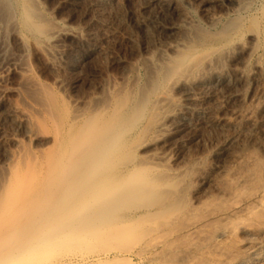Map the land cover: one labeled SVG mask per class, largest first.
Wrapping results in <instances>:
<instances>
[{
  "label": "bare ground",
  "instance_id": "bare-ground-1",
  "mask_svg": "<svg viewBox=\"0 0 264 264\" xmlns=\"http://www.w3.org/2000/svg\"><path fill=\"white\" fill-rule=\"evenodd\" d=\"M52 1L0 0V264H264V0ZM68 56L116 72L67 100L30 60Z\"/></svg>",
  "mask_w": 264,
  "mask_h": 264
},
{
  "label": "rangeland",
  "instance_id": "rangeland-1",
  "mask_svg": "<svg viewBox=\"0 0 264 264\" xmlns=\"http://www.w3.org/2000/svg\"><path fill=\"white\" fill-rule=\"evenodd\" d=\"M53 1H55V0H53ZM52 1V2H53ZM133 3H134V5H133ZM54 4V3H53ZM123 6L124 7H122L120 10H121V12H120V14L121 15H123V16H127V15H129V14H131V13H137V9L139 8V6H140V3L139 2H130V1H128V0H125L124 1V3H123ZM82 8H81V10H80V13H75V15L73 16V15H71V14H69L67 11H61V12H58L57 13V18L59 19V20H66V21H70L72 24H74V25H76L77 27H81V28H83V30L85 31V34H94L95 36V38H97L96 40H95V38L94 37H91V38H94L91 42L92 43H94V44H96L95 43V41L97 42V45H100V46H103V47H107V44H109L108 45V47L111 49V50H113V52H114V54L115 55H118V56H120V57H125L126 56V53L124 52V50H122L123 48H121L120 46H119V43L116 41V40H113V39H110L109 40V43H107L105 40H104V38H105V35H103V34H105L104 33V31L102 30V28L100 27L101 26V20L102 21H104V22H108V23H111V25L113 26V28H117V29H119V31L120 32H123V30H124V35H128V33H131V30L125 25V23H124V18H123V21L121 22L119 19H117L116 17H117V15L116 14H111V13H105V14H103V15H100L99 13H97L96 12V15H95V12L94 11H90L89 9H88V11L86 10L87 9V7H86V9H85V4H83V6H81ZM90 11V12H89ZM133 11V12H132ZM136 11V12H135ZM88 12V13H87ZM93 12V13H92ZM125 12V13H124ZM63 13V14H62ZM68 13V14H67ZM59 14V15H58ZM93 15L94 16H96V17H94L93 18ZM99 15V16H98ZM59 16H60V18H59ZM73 16V17H72ZM85 16V17H84ZM71 17V18H70ZM100 19H99V18ZM74 18V19H73ZM95 21L96 19L98 20V22L100 23H98L97 22V20L94 22L92 19ZM92 20V22H90ZM89 21V22H88ZM94 22V23H93ZM97 23V24H96ZM78 24V25H77ZM120 24V25H119ZM82 25V26H81ZM98 25H100V26H98ZM91 26V27H90ZM118 26V27H117ZM98 27H100V28H98ZM87 28H89V31L90 32H88V29ZM124 28V29H123ZM86 29V30H85ZM100 29V30H99ZM99 30V31H98ZM122 30V31H121ZM102 31V32H101ZM87 32V33H86ZM127 32V33H126ZM4 33H2V35H1V32H0V39H1V43H0V45H6V46H12V47H9L8 46V48H14V52L13 51H11L10 49H8L10 52H9V54L8 55H10L11 57V59L14 57V56H16L17 54L16 53H18V49H15V48H17V47H15L16 46V44H14V40H13V38L11 37L10 38V36H9V38H7V35H3ZM102 34V36H100ZM1 36L4 38H1ZM6 36V37H5ZM91 38H89V39H91ZM99 38V39H98ZM6 40L8 41V43L6 42ZM13 40V41H12ZM95 40V41H94ZM99 41H100V43H99ZM115 41V42H114ZM11 44H10V43ZM70 43V45H69V43ZM68 42L65 40V42H64V49H65V51L66 52H71V50H72V48H73V46H75V44H73V43H71L72 41H70V40H68ZM68 43V44H67ZM107 43V44H106ZM8 44V45H7ZM72 45V46H71ZM66 46V47H65ZM68 46V47H67ZM119 46V47H118ZM67 48L70 50V51H68L67 50ZM13 52V53H12ZM16 52V53H15ZM67 53V54H68ZM13 54V55H12ZM15 54V55H14ZM38 61H33V59L32 60H30V61H32L31 63H30V65H32V71H33V73H34V75L41 81V82H43V83H46V84H49V85H53V86H55L54 84H53V82L55 83V79H57V80H59L58 82H60L61 83V86H59L60 87V89H59V91H60V93L64 96V97H66V99L67 100H69V99H75V98H80V97H83L84 96V94H83V92L85 93V91L88 89L87 87L89 86V84H88V80L86 79V77L88 76V75H98V73L99 74H105V72H106V68H108V70L110 71V74L111 73H113V75L115 74V72H116V69L113 67V66H111V65H107V63L104 61V59L102 58H98V60L97 59H95L94 61H92V62H89L88 64H86L87 66H84V67H79L76 71H73V70H71L70 68V65H69V67H68V64H71V62H72V60L69 58V56L67 57V58H65L64 60H63V64H62V66H60L59 67V70L57 69L56 71H53V72H49V70L47 69V71H46V65H45V63H44V61H42V59H37ZM39 60H40V62H39ZM69 61V62H68ZM67 62V63H66ZM44 64V65H43ZM44 66V67H43ZM9 66L8 65H1L0 64V74H2V73H4L6 70H7V68H8ZM61 67H63V68H61ZM12 68V67H11ZM112 68V69H111ZM63 69V70H62ZM67 69H68V71H67ZM111 69V70H110ZM104 72H103V71ZM58 71H60V72H58ZM49 73V74H48ZM54 73H58L57 75L56 74H54ZM86 73V74H85ZM54 74V75H53ZM60 75V76H59ZM87 75V76H86ZM55 76V77H54ZM58 76V77H57ZM13 77V78H12ZM52 77V78H51ZM55 78V79H54ZM58 78H60V79H58ZM13 79H14V81H13ZM54 79V80H53ZM86 81H87V83H86ZM88 84V85H87ZM16 85V75H11L10 77H9V79H8V81H7V83H6V85H5V87L8 89V91H9V93L7 94V96H6V102L8 103V104H12V102H13V104H19V99H17L18 97L16 96V95H14V94H10V92H11V90L14 88V86ZM63 89V90H62ZM62 91V92H61ZM66 93V94H65ZM65 94V95H64ZM16 96V97H15ZM69 96H71V98L69 97ZM16 98V99H15ZM9 101H10V103H9ZM17 102V103H16ZM8 125V126H7ZM6 127L5 129H7V130H4V128L3 127ZM9 126H11V124H9V123H5V125L4 124H2V123H0V129L2 130H0L1 131V133L2 132H4V131H6L7 133H5V134H7V135H5L4 133V135L7 137V136H10L11 134H12V132L11 131H13V130H11L12 128L11 127H9ZM10 134V135H9ZM17 134H20V133H17ZM4 135H2L3 137H1L0 138V143L2 144V143H4L5 142V144H6V142H7V138L4 136ZM5 139V140H4ZM3 141V142H2ZM42 142H43V145H42ZM41 143V144H40ZM46 143V140H41V142H39V144H37L38 146H40V148L38 147V146H35L34 147V149H42V148H44V147H46L47 145L45 144ZM45 144V145H44ZM8 144H6L5 146H7ZM36 147H38V148H36ZM0 156H1V152H0Z\"/></svg>",
  "mask_w": 264,
  "mask_h": 264
}]
</instances>
